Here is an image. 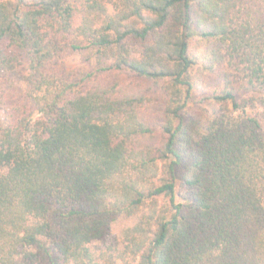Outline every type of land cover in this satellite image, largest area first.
<instances>
[{
    "label": "trees",
    "instance_id": "obj_1",
    "mask_svg": "<svg viewBox=\"0 0 264 264\" xmlns=\"http://www.w3.org/2000/svg\"><path fill=\"white\" fill-rule=\"evenodd\" d=\"M263 121L264 0H0V264H264Z\"/></svg>",
    "mask_w": 264,
    "mask_h": 264
},
{
    "label": "rangeland",
    "instance_id": "obj_2",
    "mask_svg": "<svg viewBox=\"0 0 264 264\" xmlns=\"http://www.w3.org/2000/svg\"><path fill=\"white\" fill-rule=\"evenodd\" d=\"M68 67H75L82 64L79 55L75 52L70 53L66 58ZM262 129L264 132V121L262 122ZM139 217V213L125 214L117 217L111 224L110 234L103 241L95 243L97 246L106 247L111 243H120L122 232L128 226L133 225ZM120 249V248H119Z\"/></svg>",
    "mask_w": 264,
    "mask_h": 264
}]
</instances>
